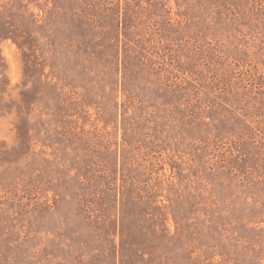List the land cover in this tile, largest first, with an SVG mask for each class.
Wrapping results in <instances>:
<instances>
[{
    "label": "rangeland",
    "instance_id": "obj_1",
    "mask_svg": "<svg viewBox=\"0 0 264 264\" xmlns=\"http://www.w3.org/2000/svg\"><path fill=\"white\" fill-rule=\"evenodd\" d=\"M0 264H264V0H0Z\"/></svg>",
    "mask_w": 264,
    "mask_h": 264
}]
</instances>
